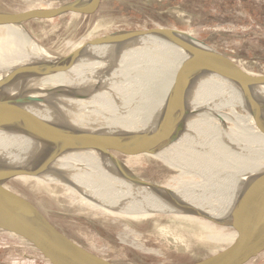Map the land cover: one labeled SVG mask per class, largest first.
Listing matches in <instances>:
<instances>
[{
	"label": "rangeland",
	"instance_id": "1",
	"mask_svg": "<svg viewBox=\"0 0 264 264\" xmlns=\"http://www.w3.org/2000/svg\"><path fill=\"white\" fill-rule=\"evenodd\" d=\"M71 1L0 0V11L20 13L33 9H52ZM157 27L185 32L242 71L251 75H264V0H101L92 17L68 14L53 20L24 24L28 43L12 27H0V67L26 65L25 60L16 61L26 51L23 41L27 49L34 50L38 45L47 58H53L66 55L93 38ZM23 38L25 39L24 36ZM142 45L144 44L133 46L141 48ZM94 58L87 63L101 60ZM114 63L107 73L102 96L115 95V85L124 82L125 78L130 80L135 76L129 73L119 83L114 81L110 77L112 71H117L122 66L117 65L116 61ZM144 71L146 72L139 68L137 74ZM82 74L84 78L87 77L86 72ZM93 84L94 81L88 80L79 87L85 88ZM76 85L78 84L72 82L63 85L55 78L42 81L26 91V97L37 99L27 110L46 104L49 107L67 104L65 98L85 103L98 94V90L92 88L73 94L72 88ZM193 88L182 102L175 103L176 108L180 107V111L188 114L195 112L192 110V103L195 101L191 93ZM137 91L139 94L143 89ZM135 96L139 95L134 94ZM124 101L129 103V98ZM138 104H141V100ZM126 107L129 108L128 112L120 114L121 118H126L136 108V102L131 101ZM89 110L82 108L83 114L88 118L91 117ZM221 112L227 116L223 118L224 123L219 124L233 139L250 133L249 130L253 132L250 123L245 120L248 117L242 107L225 106L221 108ZM167 114L171 115L170 110ZM131 116L134 117L135 114L132 112ZM98 125L103 127L101 123ZM224 137L227 138V135ZM64 155L59 154L57 159H53V164ZM120 160L140 179L175 192L198 189L204 186H200L201 184L208 183L197 173L157 156H121ZM4 186L35 206L66 238L113 264H191L223 250L234 237L230 230L200 219L157 214L130 216L108 211L67 185L50 183L39 177L15 178ZM210 187L207 185V188ZM11 237L32 257L17 238ZM1 257L3 255L0 252ZM35 261L40 264L36 259ZM248 264H264V253Z\"/></svg>",
	"mask_w": 264,
	"mask_h": 264
},
{
	"label": "water",
	"instance_id": "2",
	"mask_svg": "<svg viewBox=\"0 0 264 264\" xmlns=\"http://www.w3.org/2000/svg\"><path fill=\"white\" fill-rule=\"evenodd\" d=\"M100 3L101 0H72L52 9L20 13L0 11V27L23 29L28 22L53 20L68 14L92 17ZM150 39L166 43L185 59L184 65L173 72L157 94L154 118L159 132L158 143L147 144L139 132L108 131L85 120L76 108L56 107L46 114H33L27 110L37 99L26 97V91L40 80L66 73L80 62L94 59L91 50H124ZM53 58L12 68L5 78H0V140L35 142L38 147L35 158H27L30 160L27 164H0L1 232L17 238L41 264H113L66 238L35 206L4 186L15 178L40 177L43 171L51 170L53 159L59 154L69 153L59 152L64 143L72 146L77 141L80 150H94L102 157L110 175L144 194L155 209L149 214L200 219L232 232L233 240L226 248L191 264H248L264 253V170L244 178L224 203L209 206L189 204L175 191L140 179L120 160L121 156L155 157L169 149L181 136L174 131L175 122L183 120L186 124L192 117L180 111V107L176 108L175 103L182 102L193 86L207 76L221 77L240 91L248 119L257 132L264 135V114L257 108L253 93L264 87V75L248 74L189 34L163 27L93 38L68 54ZM12 75H17L19 81L8 93L7 82ZM168 110L171 115L167 114Z\"/></svg>",
	"mask_w": 264,
	"mask_h": 264
},
{
	"label": "bare ground",
	"instance_id": "3",
	"mask_svg": "<svg viewBox=\"0 0 264 264\" xmlns=\"http://www.w3.org/2000/svg\"><path fill=\"white\" fill-rule=\"evenodd\" d=\"M12 28L17 30L22 40H26L28 43L29 39L22 28ZM23 43L26 51L16 61L23 62L25 60V64H27L47 59L37 44L34 50H29L24 41ZM140 43L144 44L141 48L131 46L123 51L95 48L91 50L90 54L101 59L98 62L82 61L72 70L40 80L34 86L36 87L44 80L55 78L63 85L70 82L78 84L72 88L73 94L90 90V88L98 90V94L90 97L88 102L80 103L75 99L64 97L67 104L60 106L54 104L53 107H49L47 104L35 106V108H31L30 112L46 114L47 111L56 107H63L66 109L76 108L83 114L82 108H88L91 117L88 118L83 114L85 120L95 124L101 123L106 130L111 132L123 134L139 132L142 140L147 144L158 143L159 132L154 118L157 94L173 72L184 65L185 59L178 51L160 40H143L137 44ZM52 60L57 59L53 58ZM115 61L117 65L121 64L122 66L119 70L112 71L110 77L114 81L119 83L122 81L121 79L124 80L123 76L126 74L129 76V73L135 76L130 80L125 78L128 81L124 80V82L115 85V95L102 96L107 73ZM2 66L0 69L4 71H0L2 72L0 78H5L12 68L6 65ZM139 68L145 69L146 72L138 75ZM84 72L87 73L86 78L83 77L82 73ZM88 80L94 81L95 84L85 88L79 87ZM18 81L17 75H12L9 78L8 93L14 89ZM138 89H143V92L138 94ZM191 93L195 97V101L192 103L194 115L190 114L192 117H189L190 120L186 124L183 120L175 122L174 131L180 133V138L157 157L166 159L182 169L197 173L203 181L208 182L207 185L211 186L209 189L206 184H201L200 186H204L198 189H185L176 192L180 199L189 204L217 206L225 202L244 178L264 170V136L257 132L248 118L245 120H248L253 132L251 130H249L250 133L242 132L244 134L238 135L237 139H233L229 132H224L223 126L219 123L222 124L223 118L227 115L221 112V108L234 105L244 108L240 91L229 81L218 76H207L197 82ZM253 93L257 108L264 114V87L253 91ZM134 94L139 96L134 97ZM128 98L129 103L136 102V108L133 107L134 109L131 111L135 116H131L130 113L126 118L124 116L121 118L120 114L129 109L126 107L129 103L124 101ZM139 100H141V104H138ZM228 116L230 117V115ZM185 134L188 136L186 137ZM225 134L228 139L224 137ZM62 151L69 153L59 158L52 165L51 170L43 171L39 179L67 185L79 195L118 214L138 216L155 211L144 194L108 173L105 167L106 163L96 151L80 150L77 147V141L72 143V146L70 143H64L59 152ZM37 153L38 147L35 142L0 140V164L5 163L7 166L27 164L30 161L27 158L32 157L33 159Z\"/></svg>",
	"mask_w": 264,
	"mask_h": 264
},
{
	"label": "crops",
	"instance_id": "4",
	"mask_svg": "<svg viewBox=\"0 0 264 264\" xmlns=\"http://www.w3.org/2000/svg\"><path fill=\"white\" fill-rule=\"evenodd\" d=\"M0 234H2L0 235V252L3 255L0 258V264H36L35 259L25 253L20 243H16L6 233L1 232Z\"/></svg>",
	"mask_w": 264,
	"mask_h": 264
}]
</instances>
